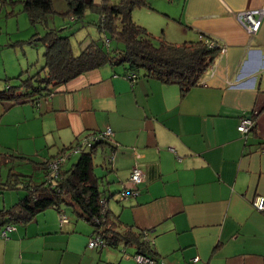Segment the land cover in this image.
Masks as SVG:
<instances>
[{"label": "crops", "instance_id": "0c3cea01", "mask_svg": "<svg viewBox=\"0 0 264 264\" xmlns=\"http://www.w3.org/2000/svg\"><path fill=\"white\" fill-rule=\"evenodd\" d=\"M179 1L175 14H165L164 38L180 44L209 36L227 49L197 86L184 92L152 78L133 82L123 66L106 65L37 105L1 102L0 117L19 106L17 123L29 129L22 122L34 120L35 131L50 135L49 148L59 149L50 158L110 128L111 146L95 159L106 196L129 186L134 167L142 172L136 197L108 199L111 217L144 231L165 264H264V212L253 205L264 196V18L251 37L235 17L263 9L264 0ZM244 115L256 121L247 135L238 131ZM68 214L61 224L60 213L47 209L17 225L0 238V264H137L126 256L135 247H89L93 225Z\"/></svg>", "mask_w": 264, "mask_h": 264}, {"label": "trees", "instance_id": "16d2710c", "mask_svg": "<svg viewBox=\"0 0 264 264\" xmlns=\"http://www.w3.org/2000/svg\"><path fill=\"white\" fill-rule=\"evenodd\" d=\"M21 1L31 23L35 27L41 24L46 28L41 38L46 48L45 61L36 75L29 77L23 85L0 89V103L28 99L37 105L41 98L51 96L59 86L106 65L123 66L127 77L133 82L139 78H152L179 85L185 92L200 83L220 53L219 48L209 47L202 38L200 41L180 44L169 42L163 36L156 39L133 18L136 9L150 6V0H101L96 2L98 4L94 0L89 3L87 0H67V14L72 21L82 19L88 10L95 11L99 16L94 23L99 37L88 41L85 48L75 53L70 36H62V30L49 25L54 13L53 0ZM17 2L0 0V7L14 6ZM205 37L221 46L216 39ZM100 134L78 138L75 143L63 147L57 155L46 161L35 162L36 168L43 173L41 181H36L33 176L10 174L12 179L4 183V189H24L27 193L10 209L4 207L0 210V238L8 239L17 225L28 224L38 213L47 209H55L60 215L65 213L69 219L68 212L71 211L77 219H85L93 225L95 231L92 236L98 234L105 241V246L101 248L119 244L132 246L136 248L132 256L143 254L162 261L155 257L153 243L146 238L144 231H136L118 217L112 218L108 205H102L103 200L108 202L115 194L106 196L111 192L102 189L104 181L95 174L97 152L105 151L106 147L111 146L112 140ZM90 136L98 138L89 142L88 146L84 141ZM78 148L77 161L64 168L66 159L60 165L56 177L49 167L50 163ZM103 165L109 168L107 159H104ZM125 190L126 187L118 193ZM139 192V189H130L127 199L136 197ZM118 201L121 202L120 199ZM8 226L14 227V230L4 237L2 232Z\"/></svg>", "mask_w": 264, "mask_h": 264}, {"label": "rangeland", "instance_id": "374dc122", "mask_svg": "<svg viewBox=\"0 0 264 264\" xmlns=\"http://www.w3.org/2000/svg\"><path fill=\"white\" fill-rule=\"evenodd\" d=\"M94 1L95 3L101 2V0ZM177 2L180 1L150 0V8L136 9L133 18L137 24L145 28L151 27L152 30L148 31L156 39L159 36L164 37L168 22L165 14H175L178 11L176 10ZM68 7L67 0H53L54 13L49 25L51 28L62 30V36H70L74 51L76 50L75 53H77L85 48L88 41L99 37L94 24L99 16L95 11L88 10L82 19L72 21L67 14ZM45 31L46 28L41 24L35 27L31 23L28 15L23 11L21 0H18L14 6L0 7V89L23 85L29 77L36 75L41 69L45 61L46 49L41 38ZM28 104L31 105L32 102ZM18 107L0 117V210L4 207L10 209L27 193L24 189H4V183L12 179L10 174L33 176L36 181H41L43 173L42 170L36 168L35 162L45 161L50 158L51 154L59 151L58 148L55 149V146L49 148L52 145L50 140L49 143L45 142V137L48 139L50 135H43L40 131L34 130L37 125L34 120L22 122L24 126L34 127L29 129L17 123L20 117L16 111ZM104 153L102 150L97 152L98 162H101ZM69 155L70 159L68 158L66 163L68 166L79 157L78 153L71 152ZM109 187L111 191L115 190L114 184L108 186V189ZM115 196L111 198V202L119 199L121 202L126 201V199H121V193Z\"/></svg>", "mask_w": 264, "mask_h": 264}, {"label": "built area", "instance_id": "2783aa9c", "mask_svg": "<svg viewBox=\"0 0 264 264\" xmlns=\"http://www.w3.org/2000/svg\"><path fill=\"white\" fill-rule=\"evenodd\" d=\"M235 17L237 20H239V22L241 23V25L244 27V29L246 30L247 34L249 36H254L256 35L261 26H262V22H263V18H264V8L263 9H258V10H242L239 12H236ZM202 40L208 44L209 47L211 48H219L220 49V53L224 54L226 52V48L221 45L219 46V44L215 43V41L211 38H207V37H202ZM256 121L254 119L253 116L251 115H244L241 117L240 119V123L238 125V131L239 133H241L242 135H247L249 134L255 127ZM101 136H104L107 139H112L113 137V131L108 128L107 130H105L104 132H102L100 134ZM98 137L97 136H90L88 138V140L84 141L85 143L88 144V146H90L91 141H95ZM73 153H78L79 152V148L76 150L72 151ZM69 154L61 156L55 160H53L49 167L50 169L53 171L54 175L57 177L58 176V169L60 167V165L69 158ZM113 157L110 156L109 157V162H112ZM142 181V172L138 167H134L131 177H130V183L129 186L126 187L127 190H125L124 192L121 193V199H127L129 196V190L133 189V190H137L139 184ZM102 205L103 206H107L108 202L107 200H103L102 201ZM253 205L255 207V209L264 212V196H256L253 200ZM69 221L68 216L65 213H61L60 215V223L64 224L67 223ZM14 230V227L8 226L5 231L2 232V236L6 237L8 232ZM104 247L105 246V241L104 239L96 234L93 235L89 241V247L94 248V247ZM127 257H132L137 264H165L163 261H157L156 259L143 255V254H135L134 256H129L126 255ZM198 258H195L194 261H197Z\"/></svg>", "mask_w": 264, "mask_h": 264}, {"label": "water", "instance_id": "95a60500", "mask_svg": "<svg viewBox=\"0 0 264 264\" xmlns=\"http://www.w3.org/2000/svg\"><path fill=\"white\" fill-rule=\"evenodd\" d=\"M90 2V0H87V3H89Z\"/></svg>", "mask_w": 264, "mask_h": 264}]
</instances>
